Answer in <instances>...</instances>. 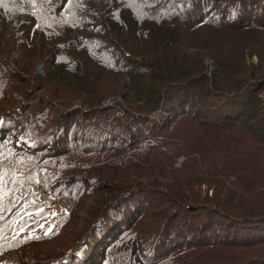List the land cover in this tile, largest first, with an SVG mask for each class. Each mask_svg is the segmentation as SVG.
Wrapping results in <instances>:
<instances>
[{
    "label": "trees",
    "instance_id": "obj_1",
    "mask_svg": "<svg viewBox=\"0 0 264 264\" xmlns=\"http://www.w3.org/2000/svg\"><path fill=\"white\" fill-rule=\"evenodd\" d=\"M25 23L31 26V31L43 29L51 35L61 33V28H69L79 34L73 40H67L71 42L69 45L83 44L86 50L90 47L88 50L93 55L97 54L93 50L100 51L101 47H105L104 53L115 52L114 56L109 54L112 63L117 65L112 70L128 66V63H121L120 57H129L127 73L135 88L134 95L137 99L148 95V98L143 97L142 104L146 103V111L150 109V112H142L145 118L139 119L141 123H148V117L159 119L153 117L160 104L159 94L151 85L136 84L153 76L161 81L169 79L173 84L178 83L176 90L179 92L173 91L172 95L177 93L185 104L177 107L174 116L167 110L170 117L158 120L160 123L153 124L151 131L168 128L170 120L178 119L182 107L184 109L187 105L191 112L189 116L199 125L195 127L201 132L209 131L196 143L199 149L203 146L201 162L206 171L194 176L185 175L182 180L179 175L190 160L180 168L163 165L176 151H182L181 148L174 149L169 141L167 147L152 145L168 156H164L165 161L155 155L148 163L152 170L155 159L162 164L156 166L162 175L151 171L154 177L145 173L141 176L135 174L134 179L126 178L125 173L123 177L115 176L111 172L113 169L145 168L141 148H134L139 141L138 135L135 131L125 133L129 136L128 142L122 137L124 126L131 128L133 125L126 119L137 120L134 112L128 109L125 115L117 116L113 108L99 111V107H57L45 99L40 104L48 112L39 109L33 99L25 103L27 108H23L21 103L13 102L8 91L13 90L12 82L23 78L7 68L6 56L10 50L1 41L0 264H22L23 256L41 261L37 244L51 243L56 239L59 243L55 246L64 248V256L53 255L37 264H264V100L257 90L264 86V76L257 82L259 87L252 89V100L250 105L247 104L250 109L246 113L241 111L242 106L247 108L244 99L237 100L228 90V87L235 91L243 89L251 79L244 73L246 68L232 74L233 77L242 74L234 83L222 79L220 73L219 76L214 74L213 80L207 76L211 81L210 88L190 96L188 80L173 78L181 73L171 76L172 71L167 65L162 66L164 61L158 56L147 55L145 58V54L139 56L122 46L129 36L144 40L156 32L161 33L160 28L167 32L170 27L196 28L195 31L215 28L227 34V41L250 34L262 33L264 37V0H0L1 32L6 26L19 30V26ZM151 27H158V31L154 32ZM63 43L64 40L56 41L55 46ZM202 44H195L194 47H200H196L198 52L204 50ZM70 46L59 50L58 64L67 61ZM117 48L121 51L118 52ZM206 51L218 59V54L224 56L230 49L215 47L214 51L210 44ZM218 62L220 69L228 67L222 58ZM101 65L107 66L106 62ZM70 69L77 71L79 67L74 62ZM51 70L58 71L57 67ZM195 81L207 82V78L202 74ZM181 91H184V97ZM199 101L200 108L196 106L192 110ZM106 111L110 113V120L104 115ZM204 112L206 116L201 118ZM47 113L53 118L49 119ZM98 115H102L98 123L89 121ZM241 125L246 127L247 143L240 141L235 148L223 150V146L235 142L233 138L243 129ZM130 152L137 160L127 159ZM38 167L50 168L49 175L46 171L43 174L41 192L54 199L71 197L75 205L72 209H61L52 217L49 208L52 204L42 200L39 193L25 192L23 199L18 197L21 187L29 183L37 187ZM86 196L90 203L94 201L100 208L105 206V216L98 221H106L111 214L119 224L108 231L102 223L96 224L90 236L82 235L79 248L74 250L73 240L69 245V240L61 239L69 224L77 218L75 211ZM153 197L164 198L168 208H160L159 201H154ZM148 199L151 203L147 209ZM27 201L30 202L25 204ZM24 204L27 209L18 214ZM135 205L134 212H130ZM167 211L170 213L165 216ZM127 212L131 214L129 221L125 217ZM26 215L28 219L25 220ZM13 216L17 217L10 221ZM43 216L50 220L48 229L36 232V221ZM174 217H180L181 221H173ZM19 218L24 223L22 227L31 224L27 235L17 224ZM154 218L157 221H153Z\"/></svg>",
    "mask_w": 264,
    "mask_h": 264
},
{
    "label": "rangeland",
    "instance_id": "obj_2",
    "mask_svg": "<svg viewBox=\"0 0 264 264\" xmlns=\"http://www.w3.org/2000/svg\"><path fill=\"white\" fill-rule=\"evenodd\" d=\"M8 27L9 26H6L4 32L0 31V43L3 41L2 44L8 46L7 50H10L6 56L8 60L6 61L7 68L11 71V73L15 71L19 75L18 77H21V79L23 78L24 80L14 81L11 83L13 90L9 89L8 91L9 94L11 93L13 102L21 103L23 108H27L25 103L30 99H33V101L37 103L36 105L40 107L39 109L44 108L45 112H48L49 110H47L43 104H40V101L44 99L48 100L52 105L57 107H99V111H103L105 108H113L116 110L117 116H119V111L123 115H125V112H127L128 109L131 110V112H134L137 120L132 121V118L130 117L129 119H126V122H133V125L131 128H126L124 126L122 130V137L125 138L124 141L128 142L129 136L125 135V133L132 134V132L135 131L136 135H138L139 141L134 148H141L143 153V155H141V160L142 162H146L143 164L145 168L128 171V169L124 167L125 164H123L126 171L118 169L111 170L115 176L119 175L123 177V174L125 173L126 178L129 177L128 179H134L135 174H139L137 176H141L140 174L145 173L154 177L151 171L162 175L163 172L159 171V167H156L162 164H158L155 159V167L152 170L150 169L151 164L148 163H151L152 159L155 158V155H157L162 161H165L164 156L167 155L162 154L155 148H152V145L153 143H156L159 147H167V145H169V141L171 142V145L174 146V149L181 148L182 151H176L175 155L169 158L167 162L165 161L163 165L180 168L181 164L183 165L185 162H189L190 160L188 165L185 167L184 172L179 175L182 180H185V175L194 176L199 174L202 170L204 172L206 171V166H203L201 162V151H204L202 148L203 146H199V149L196 147V143L200 141V137L206 136L209 131L206 130L201 132L200 128L198 130L195 127L199 125L196 124L189 116L191 112L187 105L184 109L182 107V110L179 112L180 117L178 119L172 118L170 120L171 124L168 128H165L162 131H151L154 127L153 124L160 123L158 120L170 117L167 110L174 116L177 107L183 103L185 104V101H183L182 97L178 96L177 93L172 95L173 91L179 92V90H176V87L179 85L178 83L173 84L169 82V79L161 81L153 76L152 79H146L141 83L136 84L145 87L151 85V88L156 90L159 94L158 102H160V104L156 114L153 115L154 118L158 117L159 119L152 120V117H148L146 118L148 123H141L139 119L145 118L142 115V112H150V109L146 111L148 107L147 104H142V100H144L143 97L148 98V95H142L143 97H138V99L135 97V88L133 89L131 79L127 73L129 72L128 69L130 65L129 57H120L121 63L124 65L125 63H128V66H121L119 67V70H112L117 65L112 63L109 54L114 56L116 55L115 52L109 50V54L104 53L102 51L105 50V47H101L100 51L95 48L93 53L97 54L93 55L92 52L88 50L90 47L86 50L83 44H74V46H70L69 44L71 42L67 40L69 38L73 40L79 34L69 28H61V33L51 35V33H47L43 29L31 31L32 28L27 25V23L19 26V30L18 28L8 29ZM160 29L162 30L161 33L156 32L158 31V27H155L153 31L156 32V35L151 33L152 35L150 37H145L144 40L139 36H129L125 38L124 42H122V46L139 56H143V54H145V58L147 55L149 57L158 56L160 60L164 61L162 62V66L167 65L168 68H164L172 71L171 76L181 73L179 76H174L173 78H179V80L184 79V81L188 80L187 84H191V87L188 90V94L190 96L195 94L199 95L204 89H206V87L210 88L211 81L208 77L213 80V75L217 74V76H219L220 73V75H222V79L225 78L229 82L234 83L235 81L240 80L237 76L242 74H238L236 77H233L232 74L236 73L238 70L241 71L243 68H246L244 73L250 76L251 79L245 84L243 89L235 91L233 88L228 87V90L231 94L235 95L237 100L243 98L246 105H250V101L253 96L252 89L258 86V80L262 79L264 76V37L262 36V33L250 34L234 41H227V34L220 33L215 28L200 29L195 31L196 28L176 29L174 27L172 29V27H170L167 32L165 28ZM210 38H212L211 41ZM61 40H64V43L55 46L56 41ZM208 42H210L214 51L215 47L219 49H230V51L224 56H220L218 54V59L217 57L214 58V55L209 56V52L206 51L207 48H210V44L208 45ZM196 43H203L201 48L204 50L199 51L200 53L196 49L198 46L194 47ZM63 46H70L69 55L66 59L67 61L62 64H58L56 62V57L61 55V53L58 52ZM117 51L120 52L121 48H117ZM221 58L223 61L228 63L227 68L220 69L218 60L221 61ZM116 61H119V58H117ZM74 62L77 63L79 70H81V75L78 69L77 71L70 69ZM104 62H106L107 66L101 65V63ZM180 65H182V70H179ZM52 67H57L58 71L51 70ZM252 72L256 73L252 74ZM202 74H204L205 78H207V82L195 81V78H201ZM257 90L260 97H262L261 100H264V86L262 88H257ZM180 93L184 97V91H181ZM200 105L201 101L195 102L191 109L194 110L196 106L200 108ZM239 105L240 104L238 103V106ZM249 109L250 107L248 105L247 108L242 106L241 111L244 110L247 113ZM245 114L241 115L243 116ZM51 115H53V112ZM51 115L47 113L46 116L49 119H52L53 117ZM104 115L109 120L111 119L109 111L104 112ZM101 116L102 115H98L97 118L89 121L91 123H98ZM202 116H206L205 112L201 113V118ZM150 119L152 120L151 122H149ZM241 126L243 129L239 130L233 138L235 142L230 145L227 144L223 146V150L227 148H235L239 145L240 141L247 143L245 140L247 137L246 127L243 125ZM126 156L127 159H135L131 152ZM71 157L73 158V155H71ZM134 167L136 166H133V168ZM45 171L47 172V175H49L48 171H50V168L38 167L39 184L36 185L37 187H32L31 184L33 183H29L26 187H21L22 189L20 190L18 197L23 199V194L25 192L30 193L31 191H35L38 193L39 191H42L40 186H42L41 183L44 181L43 174ZM162 171L165 170L163 169ZM144 183H146V181H144ZM162 190L163 188L161 187L160 191ZM212 192L213 190H211V194ZM43 194L44 193H42V195ZM54 200L55 202H52V205L49 207L51 208L52 217L61 211V209L68 207L70 210L75 206L73 199L69 196H63ZM150 200L151 199L147 200V209L151 203ZM153 200L159 201L160 208L166 207L167 209L169 206L165 202L164 198L160 199L153 197ZM29 202L30 201H27L25 204H28ZM25 204L18 214L27 209ZM111 205L112 204L108 206ZM78 207L79 208L75 211L77 218L69 224L64 237L61 239L69 240L67 244L73 240L74 242L72 246L74 245V250L79 248V245L82 242V235L90 236V232L96 228V224L100 225L102 223V225L106 227L105 231L115 228L117 224H119V221H115L111 214L109 216L110 218L106 219V221H98L105 216V206L104 208H100L96 206L94 201H91L90 203L88 196L83 199ZM119 209H123V207H120ZM135 209L136 205L132 206L130 212H134ZM41 210L42 209H40L39 212ZM130 212H127V216H125L128 221L131 219ZM169 213L170 212L167 211L165 216H168ZM85 214L87 217H84ZM16 217L17 216H13L10 221H14ZM25 217V220L28 219L27 215ZM172 220L181 221L180 217H174ZM20 221L21 218L17 220V224L21 227V232L27 235L31 224L28 227H22L24 223H21ZM153 221H157V219L155 220L154 218ZM49 222L50 220H47V218L43 216L36 221L35 231L38 232L43 229H48L47 224H49ZM167 237L171 238L170 236ZM57 242L58 241L56 239L51 243L37 244L38 254L40 257L39 259L42 260L35 261L31 260L33 259L32 257L23 256L22 264H37L38 262H44L47 258L53 255H60V258H62L65 250L64 248L56 247L55 245H58L59 243ZM152 244L153 243L150 245ZM150 245L147 246V250H149Z\"/></svg>",
    "mask_w": 264,
    "mask_h": 264
},
{
    "label": "bare ground",
    "instance_id": "obj_3",
    "mask_svg": "<svg viewBox=\"0 0 264 264\" xmlns=\"http://www.w3.org/2000/svg\"><path fill=\"white\" fill-rule=\"evenodd\" d=\"M8 105H9V104H8ZM9 106H11V105H9ZM74 110H75V109H74ZM3 116H4V115H3ZM18 119H19V118H18ZM17 121H18V120H17ZM63 123H64V122H63ZM57 124H58V123H57ZM57 124H56V125H57ZM11 125H12V124H11ZM60 126H61V125H60ZM54 129H55V128H54ZM42 131H43V130H42ZM39 132H40V131H39ZM48 132H49V131H48ZM55 132H56V131H55ZM57 132L59 133V131H57ZM42 133H44V132H42ZM42 133H41V134H42ZM38 134H39V133H38ZM39 136H40V135H39ZM48 136H49V135H48ZM53 136H54V135H53ZM55 136H56V135H55ZM30 137H31V136H30ZM23 139H24V138H23ZM25 139H26V138H25ZM43 140H44V139H43ZM38 141H39V140H38ZM46 141H47V140H46ZM17 144H18V143H17ZM46 144H47V143H46ZM24 145H25V144H24ZM48 145H49V144H48ZM9 146H10V145H9ZM34 147H35V146H34ZM46 148H47V147H46ZM15 151H16V150H15ZM15 151H14V152H15ZM30 151H31V150H30ZM42 151L45 152V150H42ZM42 151H41V152H42ZM14 152H13V153H14ZM17 152H18V151H17ZM47 153H48V152H47ZM41 154H42V153H41ZM44 154H45V153H44ZM7 155H8V154H7ZM23 155H24V154H23ZM38 156H39V155H38ZM35 158H36V157H35ZM24 194H25V193H24ZM133 200H134V199H133ZM142 201H143V200H142ZM139 204H140V203H139ZM183 219H184V218H183ZM259 230H260V229H259ZM256 233H257V232H256ZM213 235H214V234H213Z\"/></svg>",
    "mask_w": 264,
    "mask_h": 264
},
{
    "label": "built area",
    "instance_id": "obj_4",
    "mask_svg": "<svg viewBox=\"0 0 264 264\" xmlns=\"http://www.w3.org/2000/svg\"><path fill=\"white\" fill-rule=\"evenodd\" d=\"M118 115H123V114L119 111ZM44 198L47 199L48 201H52V198L49 195H45Z\"/></svg>",
    "mask_w": 264,
    "mask_h": 264
}]
</instances>
